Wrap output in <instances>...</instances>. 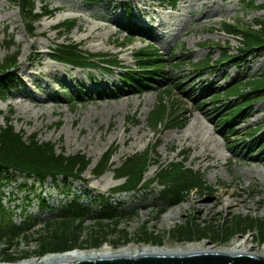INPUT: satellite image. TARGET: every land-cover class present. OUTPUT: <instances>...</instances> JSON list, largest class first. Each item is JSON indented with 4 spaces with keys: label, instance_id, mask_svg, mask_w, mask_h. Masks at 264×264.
Here are the masks:
<instances>
[{
    "label": "rangeland",
    "instance_id": "374dc122",
    "mask_svg": "<svg viewBox=\"0 0 264 264\" xmlns=\"http://www.w3.org/2000/svg\"><path fill=\"white\" fill-rule=\"evenodd\" d=\"M251 1L176 0L172 8L158 0H36L35 12L46 6L51 13L36 21L33 34L29 35L19 8L0 0V60L17 54L15 79L0 94V124L4 125L3 116H9L15 130L24 133V139L35 133L40 142L54 143L58 153H81L90 160L81 178L72 180L68 187L60 183L55 186L48 178L41 184L35 182V190L28 193L17 187L24 181L29 185L33 181L19 175L5 186L3 203L10 208L13 222L30 221L11 245L6 241L0 243V263L51 253H39L49 234L44 222L73 198L84 205L100 195H108L112 187L121 183L112 169L100 176L92 175L95 164L108 149H115L111 157L115 168L124 158L155 143L152 156L158 163L149 167L145 179L155 174L158 164L183 161L186 167L200 172L205 183L214 189L194 191L185 202L174 206L160 199L157 184L136 194L115 195L109 200L116 202L115 213L122 216L117 223L105 220L103 226L95 222L94 213L100 205L90 203L91 213L82 223L78 246L73 248L90 250L107 244L114 251L143 245L175 249L186 242L207 240V246L218 251L229 247L235 238L250 236L256 246L253 250L262 253L264 242L259 241L256 228L243 234H229L227 229L219 235L216 224L233 215L264 217V148L249 152L246 146L260 134L248 135L249 129L264 125V95L233 122L237 123L233 126L234 134L230 129L221 131L215 112L221 110L218 107L223 103L236 98H210L217 90L257 76L264 68V47L246 56L240 52V38L226 35L220 27L222 22L229 21L257 28L254 21L264 18L262 0H254V5L249 6ZM70 19H75L74 27L58 32L57 25ZM127 20L145 25L148 30L127 47H120ZM10 37L12 43L7 47L5 41ZM32 40L35 49H28ZM65 40L79 44L88 53L119 55L121 64L128 66H134L136 51L147 43L167 60L175 54L178 62L185 63L166 62L165 71L172 77L171 84L179 82V88H172L169 96L164 93V99L166 104L175 100L177 113L181 112L184 122L167 129L149 126L150 112L163 91L156 82L144 91L132 92L122 88L118 70L108 73L100 68H77L50 59V49ZM224 48L231 55H243L239 64H217ZM27 53L29 59L24 56ZM208 55L211 67L193 66ZM80 89L83 91L79 92ZM73 95L75 100L70 98ZM207 196L211 198L206 199ZM41 197L48 207L39 206ZM203 200L204 205L200 204ZM199 207L201 212L197 211ZM188 220L201 228L205 225L204 230H199L205 234L193 238L178 236V227ZM94 230L102 231L96 232L104 236V241L97 245L90 243L89 235ZM3 249L6 250L2 252Z\"/></svg>",
    "mask_w": 264,
    "mask_h": 264
},
{
    "label": "trees",
    "instance_id": "16d2710c",
    "mask_svg": "<svg viewBox=\"0 0 264 264\" xmlns=\"http://www.w3.org/2000/svg\"><path fill=\"white\" fill-rule=\"evenodd\" d=\"M7 1L19 8L26 31L29 34L33 33V23L39 20L42 14L51 13L46 6L42 7L40 13L35 12L36 0ZM161 1H169L173 5L175 4V0ZM253 1L250 2L249 6L254 5ZM260 8L264 9V0H262ZM254 22L257 28L250 26L242 29L226 22L221 23V28L228 35L242 38L241 50L243 52L256 51L264 47V18L257 19ZM74 24L75 19L65 20L57 25L58 28H61L58 31L60 33L63 31L68 32L74 27ZM137 28L139 27L131 24L130 29L126 30L128 31L126 42H131L134 32L144 31L143 28L140 30ZM5 43L9 47L12 43V37L6 40ZM51 52L50 56L53 59L74 67L119 69L121 70L119 78L123 89L133 90L132 92L137 90L144 91L150 88V83L156 82L163 88V91L162 96L158 99L157 105L150 112L148 119L149 126L154 128L162 126L167 129L168 127L175 128L180 126L184 122L181 118V112L177 113L179 107L175 103V100H171L166 104V100L164 99V93L169 96L172 88H179V82L171 84L172 77L165 71L167 68V65H165L166 62L175 61L176 64L185 63V61L178 62L175 54L171 55L169 60H167L159 53L156 47L148 45L140 48L136 52L135 67L124 68L118 67L119 60L117 55H93L81 50L78 45L71 41L56 44L51 49ZM16 55V53L7 55L0 60V94L4 93L11 86L13 79L11 71L16 65ZM239 58L240 56L227 53L226 48H224L218 61L237 62ZM185 59L187 60V58ZM207 61H210V55L206 56L203 61L196 62L193 65L198 69L206 68L210 66L207 65ZM82 91L80 89L79 92ZM261 94H264V68L255 77L235 81L226 86L224 90L214 92L210 98L218 99L222 96H224V99L236 98L223 103L222 107L225 108L224 110L220 106L218 108L222 111L216 110L215 112L218 114L216 115L218 116L217 123L221 127V131L230 129V132L234 134L235 129L233 126L237 125V123L233 125V122ZM70 98L75 100L74 95ZM1 114L2 112L0 111ZM10 114H12V111H10ZM3 119L4 125L0 124V243L6 241L8 245H11L22 234V231L29 224L30 220H25L21 224H15L13 222V214L10 208L3 203L5 186L16 175H19L29 177L32 181H38L40 184L45 182L47 178H50L55 186L60 183L64 187H68L72 180L81 178L82 173L90 164V160L81 153L72 155H65L63 152L58 153L55 150L54 143L50 141L40 142L35 133L27 137V139H24V133L15 130L9 116H3ZM256 133L260 134L256 136L252 143L246 145L249 152L251 150L260 151L264 148V125H259L248 134L253 136ZM156 146L157 144L155 143L140 153H135L124 158L119 166L113 169L111 167V157L115 149L110 148L96 163L92 169L93 176H100L107 170L112 169L114 177L122 180L120 184L110 189L108 195H100L97 199H93V201L99 202L100 204L99 211L94 213L96 214L95 222H97V225L103 226L105 220L117 223L122 216V214L115 213L114 207L116 204H112L109 200L115 194H136L141 191H146L152 185L157 184L160 188V199L164 203L166 202L174 206L185 202L194 191H200L206 188L213 190L210 185H206L200 172L186 167L183 161L158 164L155 174L151 178L145 179V174L149 167L158 163L152 156V148H156ZM17 188L19 190L24 189L28 193L35 190L34 185H29L26 181L20 183ZM8 199L10 200V197ZM39 206L41 208L47 207V203L43 197L40 198ZM88 206L89 203L82 205L77 198H73L71 201L64 203L51 219L44 222L45 231H48L49 234L42 241L43 244L39 248V253L62 252L78 246L79 231L83 227L82 223L91 213ZM162 210L164 211V208H161ZM199 226L201 225L199 224ZM199 226H195L192 220H188L185 224H180L176 233L180 237H199V235L205 234L204 231H199L200 229L204 230L205 225L203 228ZM216 228V233L219 235H223L227 229H229V234H243L252 232L256 228L259 241L264 242V217L259 219L251 216L238 215H233L229 219L223 217L216 224ZM208 229H210V226ZM96 231L89 235L92 238L90 243L93 245L104 241L102 240L104 236L97 233L102 231ZM176 233L174 231L172 234L174 235ZM196 234L198 236H195ZM5 250L3 249L2 252Z\"/></svg>",
    "mask_w": 264,
    "mask_h": 264
},
{
    "label": "bare ground",
    "instance_id": "6f19581e",
    "mask_svg": "<svg viewBox=\"0 0 264 264\" xmlns=\"http://www.w3.org/2000/svg\"><path fill=\"white\" fill-rule=\"evenodd\" d=\"M93 39L96 38V35L92 36ZM161 43L164 44L163 41ZM33 40L29 42L28 49H35L34 48ZM42 53V52H41ZM39 54H35L38 56ZM26 59H29L28 53L24 55ZM15 73V70L13 71ZM204 155H209V153H205ZM211 196H207L206 199H210ZM204 200L200 201V204L204 205ZM198 212H201L202 209L199 207L197 209ZM171 214H166V217H169ZM207 240L202 241H190L186 242L183 245L177 246L175 249H167L165 247H157L151 245H143L140 247H124L119 250H112V248L104 244L98 249H90V250H81V249H69L62 252H51L47 253L42 257L39 258H29L24 259L17 262H10V263H0V264H47V263H54V262H66V261H73L82 258H97V257H106V256H113V255H136V254H183L188 252H199V251H208L211 250L209 246H207ZM256 246L252 243V238L250 236L242 237V238H235L231 241V245L227 248L219 249L218 251L227 252L231 254L235 253H248L256 256H264V248H262V253L253 250ZM216 251V250H213Z\"/></svg>",
    "mask_w": 264,
    "mask_h": 264
},
{
    "label": "water",
    "instance_id": "95a60500",
    "mask_svg": "<svg viewBox=\"0 0 264 264\" xmlns=\"http://www.w3.org/2000/svg\"><path fill=\"white\" fill-rule=\"evenodd\" d=\"M47 264H264V256L208 250L183 254L113 255Z\"/></svg>",
    "mask_w": 264,
    "mask_h": 264
}]
</instances>
